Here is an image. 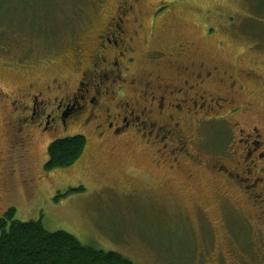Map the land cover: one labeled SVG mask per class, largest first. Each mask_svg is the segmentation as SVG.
I'll list each match as a JSON object with an SVG mask.
<instances>
[{
    "label": "rangeland",
    "instance_id": "374dc122",
    "mask_svg": "<svg viewBox=\"0 0 264 264\" xmlns=\"http://www.w3.org/2000/svg\"><path fill=\"white\" fill-rule=\"evenodd\" d=\"M118 1L0 0V90L14 95L28 84L41 86L52 78L74 85L70 56L75 45L106 14L114 13ZM131 3L130 26L137 32L134 69L146 65L144 57L150 52L162 49L173 54L180 45L187 51L174 58L178 63L204 62L221 73L256 69L261 78L248 80L254 92L250 102L264 115V0ZM6 109H11L8 101L0 97V156L6 140ZM211 129L205 125L201 137ZM76 135L86 139L82 157L69 168L45 171L49 145ZM150 154L132 144L108 153L111 166L105 168L95 164L105 154L91 129L75 125L47 133L33 131L21 161L23 178L33 179L34 184H25L31 190L22 199L21 179L14 177L12 197L0 196V216L12 207L20 222L40 220L47 232H66L85 246L119 253L134 264H257L258 242L253 237L247 233L246 239L227 237L221 210L209 194L212 185L205 169L198 168L190 182L185 176L192 168L179 170L176 181L168 185L161 182L166 171L150 167ZM132 171L138 174L139 194L129 184ZM144 173L150 176L149 186L140 181ZM192 202L204 207V217L197 215L200 211ZM238 203L233 198L231 206L238 208ZM247 214L250 211L243 209Z\"/></svg>",
    "mask_w": 264,
    "mask_h": 264
},
{
    "label": "flooded vegetation",
    "instance_id": "af4514ba",
    "mask_svg": "<svg viewBox=\"0 0 264 264\" xmlns=\"http://www.w3.org/2000/svg\"><path fill=\"white\" fill-rule=\"evenodd\" d=\"M132 13L131 0H119L114 13L106 14L75 45L70 56L74 85L52 78L41 86L28 84L14 95L0 90L11 108L6 109L0 156V196L12 197L14 177L21 179L22 199L31 190L25 184L31 187L34 180L23 178L21 159L33 131L80 125L92 130L105 154L95 163L102 167L111 166L108 153L137 144L140 151L151 153L150 167L166 171L162 183L170 185L176 181L175 173L192 168L185 176L190 182L193 173L204 168L227 237L246 239V233L253 237L258 242L257 264H264V115L254 110L250 102L254 92L248 84L261 78L259 72L246 68L221 73L204 62L178 63L174 58L187 51L183 45L173 54L162 49L150 52L144 57L146 65L136 70ZM209 124L212 129L202 138L201 131ZM132 173L129 184L139 194L138 174ZM139 177L150 185L147 173ZM233 198L239 200L238 208L231 206ZM192 206L204 217V207ZM243 209L251 215L245 217ZM233 215L231 222L228 217Z\"/></svg>",
    "mask_w": 264,
    "mask_h": 264
},
{
    "label": "trees",
    "instance_id": "16d2710c",
    "mask_svg": "<svg viewBox=\"0 0 264 264\" xmlns=\"http://www.w3.org/2000/svg\"><path fill=\"white\" fill-rule=\"evenodd\" d=\"M86 145L81 135L54 140L48 147L44 170L51 172L73 166L84 154ZM0 264L134 263L119 253L85 246L66 232H47L40 220L20 222L11 207L0 216Z\"/></svg>",
    "mask_w": 264,
    "mask_h": 264
}]
</instances>
